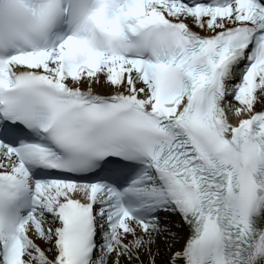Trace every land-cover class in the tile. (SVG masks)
I'll use <instances>...</instances> for the list:
<instances>
[{"label":"snow or ice","instance_id":"snow-or-ice-1","mask_svg":"<svg viewBox=\"0 0 264 264\" xmlns=\"http://www.w3.org/2000/svg\"><path fill=\"white\" fill-rule=\"evenodd\" d=\"M0 264H264V0H0Z\"/></svg>","mask_w":264,"mask_h":264}]
</instances>
